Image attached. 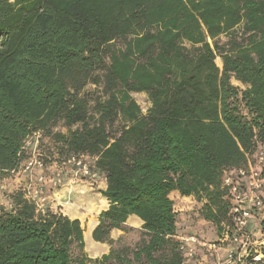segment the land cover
<instances>
[{"label": "trees", "instance_id": "obj_1", "mask_svg": "<svg viewBox=\"0 0 264 264\" xmlns=\"http://www.w3.org/2000/svg\"><path fill=\"white\" fill-rule=\"evenodd\" d=\"M134 92L148 96L144 113ZM34 131L96 157L108 206L93 240L132 217L145 237L89 258L78 218L40 212L16 189L0 205V264H183L169 194L204 201L223 229L222 171L264 141V0H0L1 176Z\"/></svg>", "mask_w": 264, "mask_h": 264}, {"label": "rangeland", "instance_id": "obj_2", "mask_svg": "<svg viewBox=\"0 0 264 264\" xmlns=\"http://www.w3.org/2000/svg\"><path fill=\"white\" fill-rule=\"evenodd\" d=\"M218 40L220 43H223L227 38L226 36L221 35ZM215 62L221 67L222 63L220 57H216ZM231 83L238 89L244 87L243 84L233 78L231 79ZM85 91L94 98L100 95L101 86L88 84L85 87ZM131 95L144 113L150 105L147 94L144 92H134L131 93ZM240 112L246 117L248 116L246 109L242 106L240 107ZM54 130L65 132L66 127L59 122L54 127ZM60 148L61 144L55 143L50 137L42 133L40 139V152L44 155V158L47 161L52 160L54 154L59 152ZM101 178L98 179L96 185L90 186L88 184L79 183V185L74 184L73 186L75 187H66L69 190L63 199L71 203L65 205L66 209L70 212L69 215L75 214L81 217L79 220L84 228V253L89 258L100 257L102 254L107 253L111 246L114 248L126 247L133 250L140 243L141 239L145 237L139 220L132 217L122 225L121 229L112 231L107 241L97 242L93 240L91 236L93 221L98 215L99 209L102 208L101 204L104 203L103 201L99 202L101 194L98 195L101 191L98 188V182ZM27 179L28 177H18L12 174L2 176V183L0 184V205L10 207V204L8 203L9 194L16 189H19V186ZM87 192L98 193L92 194V200L96 201L98 204L96 208L91 209V204L86 203V200L89 198ZM169 197L173 201V209L175 211L176 219V231L175 236H173L172 239L178 242V245L184 247L182 251L183 264H221L222 262L227 261L231 256L236 257L243 255L242 251L238 253L239 251L237 249L239 246L237 244L231 243L230 240L221 241L223 229L222 227L220 228V225H216L203 218L200 211L204 201H197L192 196H182L177 191H172L169 194ZM50 200V203L47 204L48 207L55 211H59L58 207L53 206V200L51 197ZM71 206H74L75 208H72ZM262 210L256 214L253 219V227L256 229L253 231L255 234L253 235V242L249 244V249L257 250V253L261 252V248L263 251V247L259 243L262 238L261 235L263 236L262 231L264 230V226L261 225V221L264 218L262 216ZM259 230L262 231L258 232ZM191 236H194L196 240H190L189 238ZM223 236H225L224 233ZM189 251L192 254L191 256H188ZM77 253L78 250L74 248L73 254L76 255ZM234 264L247 263L245 261H237Z\"/></svg>", "mask_w": 264, "mask_h": 264}, {"label": "built area", "instance_id": "obj_3", "mask_svg": "<svg viewBox=\"0 0 264 264\" xmlns=\"http://www.w3.org/2000/svg\"><path fill=\"white\" fill-rule=\"evenodd\" d=\"M41 136V131H34L25 137L19 152L22 159L16 169L7 173L18 177H28L19 189L29 201L35 204L38 211L44 212L51 201L50 195L45 191L46 185L54 191L79 183L92 186L98 181L100 175L94 165L96 158L94 155L56 152L53 159L47 161L40 152ZM263 168L264 141H258L246 165L238 168H225L222 171V185L226 188L225 198L230 204L228 222L223 225L221 241L230 240L231 243L237 244L238 253L242 251L243 255L231 256L221 264L244 261L249 254H252L254 262L264 260V253L249 249V244L253 242V235H255L253 231L256 229L253 227V219L262 209L264 210ZM263 210L262 216L264 217ZM261 222L264 226V218ZM262 233L263 236L261 235L262 238L259 241L261 246L264 244V230ZM189 239L196 240L194 236ZM179 248L183 251L184 247L179 245ZM191 255L189 251L188 256Z\"/></svg>", "mask_w": 264, "mask_h": 264}, {"label": "crops", "instance_id": "obj_4", "mask_svg": "<svg viewBox=\"0 0 264 264\" xmlns=\"http://www.w3.org/2000/svg\"><path fill=\"white\" fill-rule=\"evenodd\" d=\"M101 178V177H100ZM97 183V182H96ZM95 183V185H96ZM79 185V184H78ZM77 186V185H76ZM105 186H106V183H105V180L104 178H101L98 182V188L100 190H103L105 189ZM46 193L50 195V197L52 198L53 200V206L55 207H58L59 211L62 213V214H65L67 216H69L70 218H78L80 219L81 217L75 215V214H72V215H69V211L66 209L65 205H68V204H71L70 202L66 201V200H63L64 199V196L68 193V188L64 187V188H61V189H58L57 191H54V190H51L50 188H48V185H46ZM75 187V186H73ZM88 193V196L89 198L86 200V203H89L91 204V209L93 208H96V206L98 205L96 201H93L92 200V194H98V193H93V192H87ZM100 195V192L99 194ZM104 202L101 204L102 208L99 209L98 213L102 210V209H105L107 206H108V201L103 198L101 195H100V199H99V202ZM62 207V208H61ZM72 208H75L74 206H71ZM78 210V209H77ZM97 221H98V215L94 218V221H93V225H92V230L93 228L96 226L97 224ZM117 231V230H115ZM84 233V232H83ZM84 235V234H83Z\"/></svg>", "mask_w": 264, "mask_h": 264}, {"label": "bare ground", "instance_id": "obj_5", "mask_svg": "<svg viewBox=\"0 0 264 264\" xmlns=\"http://www.w3.org/2000/svg\"><path fill=\"white\" fill-rule=\"evenodd\" d=\"M91 219H92V218H91ZM89 222H90V221H89ZM89 222H88V223H89ZM86 227H87V226H86ZM85 229H86V228H85ZM91 248H92V247H91Z\"/></svg>", "mask_w": 264, "mask_h": 264}]
</instances>
